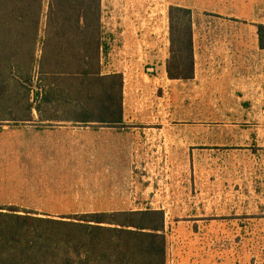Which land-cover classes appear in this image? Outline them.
Listing matches in <instances>:
<instances>
[{
	"label": "rangeland",
	"instance_id": "rangeland-1",
	"mask_svg": "<svg viewBox=\"0 0 264 264\" xmlns=\"http://www.w3.org/2000/svg\"><path fill=\"white\" fill-rule=\"evenodd\" d=\"M119 3L116 9L113 5L108 9L101 1L103 34L110 32V22L115 21L111 18L120 10L131 26L140 25L147 32L142 46L138 45L141 38L134 35L124 42L131 60L123 79L122 101L131 114V145L110 150L77 147L78 140L73 138H78V128L68 129V137H73L65 143L44 142V125L23 120L29 113L25 106L35 104V86L47 84L39 81L38 68L27 56L31 46L35 58L41 54L39 38L48 4L43 0L36 40L24 42L22 61L15 63L14 70L0 66L7 86L0 95V206L14 205L39 217L60 219L139 208L155 191L165 190L204 191L211 204L222 202L225 196L226 204L234 205L239 184L244 192L254 189L264 203V111L260 103L238 98L234 78L195 77L193 71L189 80L169 79L163 62L166 65L171 57L177 20L170 0ZM139 3L143 11L135 20ZM159 29L165 36H157ZM110 49L108 45L106 53ZM37 106L42 108L41 99ZM145 126L157 129L153 141L162 148L139 143L147 137L139 133ZM174 126H179L177 132ZM96 152L99 157H94ZM230 241L233 244L234 238Z\"/></svg>",
	"mask_w": 264,
	"mask_h": 264
},
{
	"label": "crops",
	"instance_id": "crops-1",
	"mask_svg": "<svg viewBox=\"0 0 264 264\" xmlns=\"http://www.w3.org/2000/svg\"><path fill=\"white\" fill-rule=\"evenodd\" d=\"M101 1L103 8L110 9L113 5L116 9L123 0ZM170 5L190 11L194 76L234 78L238 98L259 102L264 111V48L259 44L258 34V26L264 25V0H170ZM140 6L136 17L131 13L135 17L132 19L141 18L143 4ZM112 17L115 20L110 22L112 28L104 33L107 48L109 45L111 49L108 53L107 49L100 53L99 62L88 77L78 74V88L96 96L93 100L85 96L78 99V108H86V112L80 114L82 118L75 119L74 113L56 94L63 87L59 78L47 80L43 86L53 94L41 100L42 108L29 111L27 118L33 123L41 122L46 129L44 142L65 143L73 137H68V129L78 128V138H73L78 140L77 147L110 150L131 145V114L123 108L122 101L123 79L131 60L124 42L134 35L141 38L138 45L142 46L147 32L140 25L131 26L128 16L121 14V10ZM161 31L159 29L157 36L163 37ZM163 66H166L164 62ZM88 78L91 83L87 82ZM108 83L110 101L114 104L120 101L122 105L121 119L116 124L88 118L101 115L99 110L88 108L104 106L101 95L106 92L102 84ZM171 128L177 132L179 126ZM156 131L155 127H143L139 133L147 137L139 143L162 148L161 143L156 145L153 141L157 139ZM99 156V152L94 155ZM234 197V205H227L225 196L222 202L211 204L204 191L187 194L155 191L144 206L130 210L149 208L164 212L165 264H264V203H260L263 199H257L251 187L244 192L242 184L235 189ZM110 211L119 210L107 212Z\"/></svg>",
	"mask_w": 264,
	"mask_h": 264
},
{
	"label": "trees",
	"instance_id": "trees-1",
	"mask_svg": "<svg viewBox=\"0 0 264 264\" xmlns=\"http://www.w3.org/2000/svg\"><path fill=\"white\" fill-rule=\"evenodd\" d=\"M171 10L177 14L176 35L171 37L166 75L169 79L189 80L194 71L190 11L180 7ZM43 12V0H0L2 68L14 70L15 63L22 61L24 42L28 38L36 40ZM45 18L43 36L39 38L41 54L35 58V47L31 46L28 61L37 66L39 81L61 80L63 87L56 94L78 120L86 112L83 106L78 108V99L96 97L78 88V74L88 77L100 53L107 49L100 22L101 0H48ZM258 34L264 48V25L258 26ZM2 75L0 95L7 89ZM102 85L106 92L101 95L104 106L88 108L99 110L101 115L88 118L116 124L121 119L122 105L110 101V84ZM43 86H35V104L25 106L29 111L39 110L37 102L53 94ZM164 222L163 211L149 208L70 214L56 219L39 217L14 205L0 206V264H165Z\"/></svg>",
	"mask_w": 264,
	"mask_h": 264
},
{
	"label": "built area",
	"instance_id": "built-area-1",
	"mask_svg": "<svg viewBox=\"0 0 264 264\" xmlns=\"http://www.w3.org/2000/svg\"><path fill=\"white\" fill-rule=\"evenodd\" d=\"M160 33H162L163 35H165V32L163 31V29H162V31ZM126 74H127V72H126ZM124 81H125V79H124Z\"/></svg>",
	"mask_w": 264,
	"mask_h": 264
}]
</instances>
